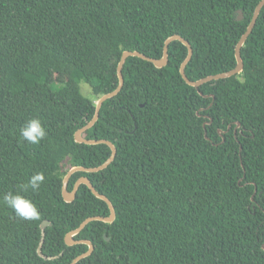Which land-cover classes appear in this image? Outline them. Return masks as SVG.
Returning <instances> with one entry per match:
<instances>
[{"label": "trees", "instance_id": "1", "mask_svg": "<svg viewBox=\"0 0 264 264\" xmlns=\"http://www.w3.org/2000/svg\"><path fill=\"white\" fill-rule=\"evenodd\" d=\"M261 1L0 0V199L24 195L41 213L23 220L0 204V264H72L89 246H69L66 235L110 216L87 185L66 202L63 184L71 168H96L112 155L75 135L119 86L123 53L160 59L166 40L180 35L193 49L191 81L229 72ZM187 55L177 40L163 68L129 57L122 90L84 133L117 154L104 170L73 174L68 191L87 177L116 218L75 236L94 245L77 264H264V7L240 74L198 90L180 73ZM32 118L46 131L38 145L20 138ZM37 172L39 190L22 191Z\"/></svg>", "mask_w": 264, "mask_h": 264}, {"label": "water", "instance_id": "2", "mask_svg": "<svg viewBox=\"0 0 264 264\" xmlns=\"http://www.w3.org/2000/svg\"><path fill=\"white\" fill-rule=\"evenodd\" d=\"M263 7H264V0H262L258 4V6L256 7L254 15H253V18H252V20L250 22V25L248 26L246 32L244 33V35L242 36L240 42L238 43V45L236 47V60H237L236 68L231 70V71H229V72H226V73H220V74H217V75H211V76L205 77L203 79H200L198 81H191L187 77V75L185 73V68H186L187 64L190 62V60L192 59L193 49H192L191 44L186 39H184L182 36H180V35L171 36L170 38H168L166 40L165 46H164V51H163V57L160 58V59H155V58L148 57L145 54H142V53L137 52V51H125L123 53L121 61H120L119 66H118L119 86L117 87V89L115 91L103 95L96 102V112H95V115H94L93 119L90 122H88V124L84 128L80 129L75 135L76 141L78 143H84V144H88V145L107 144L111 148L112 155L108 159V161H106L103 165H101L99 167H96V168L73 167V168H71L69 170V172L67 173V175L64 178L63 196H64V199H65L66 202H69V203L73 202L75 200V198H76V195H77V192L79 190V187L81 185H87L88 188L93 192V194L96 197H98L99 199H102L103 201H105L108 204L110 212H111L109 217L97 216V217H90V218L86 219L77 229L71 231L70 233H68L66 235V238H65L66 244L69 245V246H73V245H76V244H86V245L89 246V250L85 254H82L79 257H77L73 261L72 264H77L83 258H86V257L90 256L93 253V251H94V245L90 241H88V240H76L75 236L79 235L90 222L102 221V222H105V223H113L115 218H116L115 209H114V206L112 205L111 201L106 196L100 194L94 188V186L92 185L91 181L87 177H81L77 181V183L75 184V186H74L72 191H68V185H69L70 178L76 172L82 171V172H87V173H94V172H99L101 170H104L105 168H107L112 163V161L114 160V158H115V156L117 154L116 147H115V145L112 142H110L108 140H89V139H86L84 137V133L86 131H88L89 129H91L96 124V122L98 121L99 116H100V111H101V108H102L103 104L108 99H111V98L115 97L116 95H118L120 93V91L122 90V88L124 86V83H125L122 71H123V67H124V64H125L126 60L129 57H138V58H141V59H143L145 61H148V62L154 64L155 67H157V68H163V67L168 65V61H169V45L173 41H177L178 40V41L182 42L188 49V55H187L185 61L182 63L181 67H180V73H181L183 79L186 81L187 84H189L190 86H193V87H195V88H197L199 90V88L202 85L206 84V83H209V82H212V81H216V80H220V79H226V78H229L231 76L240 74L243 71L244 63H243V59H242V56H241V49L244 46L248 36L252 32L253 28L255 27L257 18H258L259 14L261 12V9ZM237 12L240 15L238 17V20H241L243 18V12L241 10H238ZM238 125L240 126V124H238ZM49 225H50L49 221L43 222L42 225H41L42 231L44 232L45 228L47 226H49ZM43 242H44V239H42V242L39 245L38 252H39L40 256L46 258L44 256V254L42 253V251H41ZM49 259H53V258H49Z\"/></svg>", "mask_w": 264, "mask_h": 264}, {"label": "clouds", "instance_id": "3", "mask_svg": "<svg viewBox=\"0 0 264 264\" xmlns=\"http://www.w3.org/2000/svg\"><path fill=\"white\" fill-rule=\"evenodd\" d=\"M45 136V127L38 118H32L26 121L20 128V138L32 145H38ZM44 180V174L37 172L29 178L26 184L21 186L22 191L27 192L29 188L34 192L38 191L41 184L44 183ZM0 204L10 208L15 216L20 219L37 221L41 218L38 207L24 195L9 192L3 195L2 199H0Z\"/></svg>", "mask_w": 264, "mask_h": 264}, {"label": "rangeland", "instance_id": "4", "mask_svg": "<svg viewBox=\"0 0 264 264\" xmlns=\"http://www.w3.org/2000/svg\"><path fill=\"white\" fill-rule=\"evenodd\" d=\"M81 88H82V93H83L85 96H90L91 98H93V93H92L91 89L88 87L87 84L82 83V84H81ZM68 166H69V165H65V166H64V169H65V168L68 169ZM66 169H65V170H66Z\"/></svg>", "mask_w": 264, "mask_h": 264}]
</instances>
